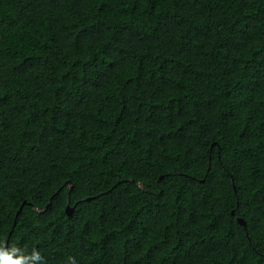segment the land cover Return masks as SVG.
<instances>
[{"label":"trees","instance_id":"trees-1","mask_svg":"<svg viewBox=\"0 0 264 264\" xmlns=\"http://www.w3.org/2000/svg\"><path fill=\"white\" fill-rule=\"evenodd\" d=\"M0 245L264 264V0H0Z\"/></svg>","mask_w":264,"mask_h":264},{"label":"clouds","instance_id":"clouds-1","mask_svg":"<svg viewBox=\"0 0 264 264\" xmlns=\"http://www.w3.org/2000/svg\"><path fill=\"white\" fill-rule=\"evenodd\" d=\"M0 264H45V262L35 249L28 252L16 246L0 245Z\"/></svg>","mask_w":264,"mask_h":264},{"label":"water","instance_id":"water-1","mask_svg":"<svg viewBox=\"0 0 264 264\" xmlns=\"http://www.w3.org/2000/svg\"><path fill=\"white\" fill-rule=\"evenodd\" d=\"M25 204V202L23 203V205ZM50 204V203H49ZM48 204V205H49ZM48 207V206H47ZM22 209V206H20V208H19V210H18V212L16 213V217L18 216V214H19V212H20V210ZM73 212V208H70L69 206H67L66 207V214L67 215H70L71 213ZM233 214H234V212H232ZM237 221H238V223L239 224H241L242 226H246V223H245V221H244V219H242V218H237ZM14 225H15V222H14Z\"/></svg>","mask_w":264,"mask_h":264}]
</instances>
